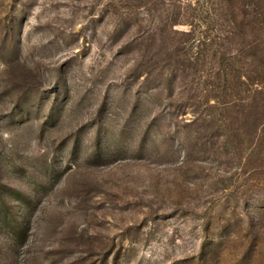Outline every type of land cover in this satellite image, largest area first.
<instances>
[{"label":"rangeland","instance_id":"rangeland-1","mask_svg":"<svg viewBox=\"0 0 264 264\" xmlns=\"http://www.w3.org/2000/svg\"><path fill=\"white\" fill-rule=\"evenodd\" d=\"M227 1L0 0V264H264V0Z\"/></svg>","mask_w":264,"mask_h":264},{"label":"trees","instance_id":"trees-1","mask_svg":"<svg viewBox=\"0 0 264 264\" xmlns=\"http://www.w3.org/2000/svg\"><path fill=\"white\" fill-rule=\"evenodd\" d=\"M252 6H253V13L256 16L255 18L256 19L260 18V15L262 16L263 13H261L260 11H257L255 9L256 6H257V5H255V3H252ZM234 12H235V6H234L233 2L228 0L227 1V13H228V16L232 17V20L236 23L238 15H237V17L236 16L234 17ZM236 32L238 33L239 36H241L239 38H241L242 45L246 48V50L250 49L251 45H253V43L257 44V41L255 42V41H250V40L246 39L248 37L247 36L248 32L245 31L244 24H242L240 26H239V24H237L236 25ZM250 55H251V58L254 61L255 65L263 67L264 64L262 63V57L260 55H258L257 53H254V54L251 53ZM214 56H216V55H214ZM223 58H226L223 53H221V55L217 56V60L219 62V66L224 64V59ZM243 75L245 76V74H243V73L241 75L240 74L239 75L238 74L237 75L234 74V76L232 78L236 77V78L240 79V78H242L241 76H243ZM249 99H250V101H249ZM232 102H234V101H232ZM245 102H246V104L243 105V110L245 111L246 117L249 118V119H254L255 117L253 116V112H255L258 115V113L260 111H262V108H260V106L256 105L255 101H253V100L251 101V97L246 99ZM227 104H229V103H227ZM246 121H247L246 127L251 126L253 128L254 127L256 128V127L259 126L256 123V121H253V120H246Z\"/></svg>","mask_w":264,"mask_h":264}]
</instances>
